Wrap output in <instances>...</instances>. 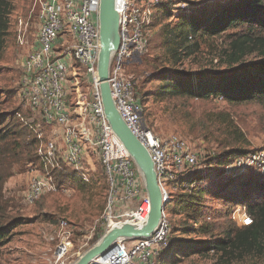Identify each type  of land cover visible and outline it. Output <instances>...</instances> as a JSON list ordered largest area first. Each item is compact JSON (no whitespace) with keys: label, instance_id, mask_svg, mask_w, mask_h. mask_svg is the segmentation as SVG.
Returning <instances> with one entry per match:
<instances>
[{"label":"built area","instance_id":"2783aa9c","mask_svg":"<svg viewBox=\"0 0 264 264\" xmlns=\"http://www.w3.org/2000/svg\"><path fill=\"white\" fill-rule=\"evenodd\" d=\"M37 30L31 48L21 63L19 96L39 122L23 119L34 133L35 164H31L26 204H33L55 190L53 171L69 167L78 178L88 181L93 169L91 157L101 162L108 194L102 214V235L114 224L142 226L150 212V200L143 179L121 141L108 123L100 97L97 59L100 49V0H34ZM161 0H114L118 13L119 44L114 51L108 83L115 106L130 131L149 152L166 204L173 182L196 170L200 150L187 139L170 134L160 137L147 125L144 107L136 94L138 77L132 66L146 54V36L154 6ZM16 17L14 31L25 40L28 24ZM47 130V131H46ZM50 130V131H48ZM252 155V156H251ZM255 154L227 164L229 174L249 169L264 176V161L254 164ZM89 166V167H88ZM259 170H258V169ZM251 218L244 211L239 220ZM171 223L165 207L154 231L147 237L119 239L111 251L89 264H156L169 248ZM101 235V236H102ZM73 231L61 221L48 264H74L84 245L74 249Z\"/></svg>","mask_w":264,"mask_h":264},{"label":"trees","instance_id":"16d2710c","mask_svg":"<svg viewBox=\"0 0 264 264\" xmlns=\"http://www.w3.org/2000/svg\"><path fill=\"white\" fill-rule=\"evenodd\" d=\"M171 4L160 2L154 6L150 26L154 30L152 37L146 36L144 60L150 71L143 75L136 89L143 107L150 100H180L202 104L223 102L231 107L254 104L264 109V0H228L217 6L189 2V7L177 8L176 13ZM10 13V0H0V54L8 34ZM208 40L220 47V67L182 70L185 60L200 52ZM249 55L253 58L247 61L245 57ZM15 109L9 114L0 113V253L19 223L17 219L7 221L5 206L1 204L8 177L3 165L5 155L9 152L18 155L27 131L17 116L18 108ZM230 112L223 107L197 117L198 131L207 141L217 142L219 151L206 157L203 168L172 184L175 190L170 192L165 204L171 223L170 244L163 253L174 251L170 264L181 262L178 256L205 257L210 252L219 255L225 264L242 262L248 256H264V176L254 170L235 174L225 171L233 158L253 151L246 148L245 136ZM29 143L35 144V137ZM253 172L259 174L258 179H248ZM53 175L58 186L64 181L73 182V173L55 170ZM78 183L86 186L89 181L79 179ZM213 200L225 204L226 213L231 212V207H244L251 222L247 225L239 222L240 226L233 220L228 225L219 222L226 216L208 214ZM176 215H183L180 220L187 223L173 225L172 216ZM189 231L206 238L196 240L183 236ZM102 232L101 225L90 243L96 242ZM162 256L156 264L163 262Z\"/></svg>","mask_w":264,"mask_h":264},{"label":"rangeland","instance_id":"374dc122","mask_svg":"<svg viewBox=\"0 0 264 264\" xmlns=\"http://www.w3.org/2000/svg\"><path fill=\"white\" fill-rule=\"evenodd\" d=\"M227 1L161 0V2L173 3L171 7L174 8L173 12L175 13L178 10L177 8L184 9L189 7L191 5L189 2L215 3L214 6H217ZM10 3L9 29L5 46L0 54V113L9 114L16 110L15 108H18V112L22 114L24 120L33 121L36 124L39 122V117L29 111L21 101L18 84L22 72L21 63L33 44L37 30V6L34 0H10ZM16 17L22 18L23 28L26 23L28 24V30L22 44L18 41L17 33L14 31ZM151 18L153 19V16ZM152 30L154 29L151 27L147 37H152ZM209 41L207 42L208 44L202 45L200 52L185 60V63L180 68L182 70L198 71L199 69L220 67L218 61L220 47L215 46L212 41V44H210ZM145 58L146 55L141 58L142 63L132 66L135 68L133 73L138 77L137 87L140 86L143 75L150 71V68L147 65L145 66ZM252 58L253 55L245 57L247 61ZM223 107L229 108L235 124L244 134L248 143L246 148L253 150L250 154H255L254 164H261L264 161V116L262 114L264 109L257 105L231 107L223 102L202 104L180 100L163 102L150 100L144 108V117L147 125L156 135L164 138L170 134H177L187 139L200 150L202 155L198 161L199 166L196 169L200 170L205 164L204 160L207 159L206 157L212 156L219 149L217 142L212 139L207 141L205 136L198 131L197 117H202L204 113ZM21 122L25 126L24 122ZM26 128V134L22 137L24 146L18 149V155H12V152H9L5 155L3 162L5 171L8 172V177L3 185V200L1 204L5 206L7 221L17 219L19 223L11 231L9 241L1 249L0 264H48L47 259L51 256V249L56 242H50L48 238L56 236L61 221L67 222L68 229L73 231L72 239L76 250L79 249L80 245H84L86 250L100 239L99 237L96 242L90 243L94 235L100 231L102 214L105 211L108 194L105 175L97 158L90 157L88 160V164H92L93 169L87 175L89 183L86 186L79 185L80 178L74 174L73 182L71 180L64 181L59 186L53 177L55 190L45 193L33 204H26L24 194L28 187L31 164H35L36 144L29 143V140L34 137V133L27 126ZM250 154L233 158L229 163L233 164L240 158H245ZM60 171L66 174L72 173L69 167H64ZM247 177L248 179H258L259 174L253 172ZM167 189L170 192L173 191L170 186H167ZM226 211L225 204L219 200H213L211 208L208 209V214L224 215L226 217L219 220V222L221 221L228 225L229 220H233L240 226L239 220L245 208L235 206L231 207L230 213H226ZM182 216H172L173 225L176 224L177 226L181 223H187V221H181L183 220ZM189 224L191 225V223ZM181 235L180 233L178 234L179 237ZM183 236L196 240L206 238L205 235L192 233L191 231ZM177 254L179 252L175 253V255ZM173 255L174 251L166 253L161 258L163 262L159 264H170L171 260H173ZM178 257L182 260L176 264H225V262L221 261L222 259H219V255L212 252L205 257H201L199 254ZM231 264H264V256L256 258L248 256L242 262L235 260Z\"/></svg>","mask_w":264,"mask_h":264},{"label":"water","instance_id":"95a60500","mask_svg":"<svg viewBox=\"0 0 264 264\" xmlns=\"http://www.w3.org/2000/svg\"><path fill=\"white\" fill-rule=\"evenodd\" d=\"M98 19L100 49L97 75L103 110L112 131L131 156L143 179L150 200V212L142 226H133L126 222L114 224L103 233L97 243L86 249L74 264H89L98 255H105L111 251L119 239L131 240L149 236L156 228L165 207L151 156L121 118L108 83L111 57L119 44L118 13L114 7V0H100Z\"/></svg>","mask_w":264,"mask_h":264},{"label":"crops","instance_id":"0c3cea01","mask_svg":"<svg viewBox=\"0 0 264 264\" xmlns=\"http://www.w3.org/2000/svg\"><path fill=\"white\" fill-rule=\"evenodd\" d=\"M84 252V251H83Z\"/></svg>","mask_w":264,"mask_h":264}]
</instances>
